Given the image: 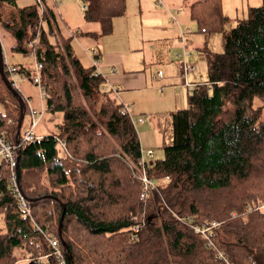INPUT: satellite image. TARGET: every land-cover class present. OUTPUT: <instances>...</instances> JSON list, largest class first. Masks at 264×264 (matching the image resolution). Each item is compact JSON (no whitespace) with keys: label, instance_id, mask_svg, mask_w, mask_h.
<instances>
[{"label":"trees","instance_id":"trees-1","mask_svg":"<svg viewBox=\"0 0 264 264\" xmlns=\"http://www.w3.org/2000/svg\"><path fill=\"white\" fill-rule=\"evenodd\" d=\"M80 2L82 18L99 25L89 36L111 32L125 8V0ZM189 16L201 32L219 31L222 49L204 52L206 78L170 113L161 157L147 160L128 107L82 65L52 7L0 0L11 52L41 65L44 106L62 116L56 132L21 140L22 97L0 76V134L16 144L14 184L29 208L20 213L1 162L0 264H14L19 247L31 255L26 264H42L37 256L58 264L49 238L65 264H264V0L229 28L220 0H191ZM141 168L150 179L143 198Z\"/></svg>","mask_w":264,"mask_h":264},{"label":"crops","instance_id":"crops-1","mask_svg":"<svg viewBox=\"0 0 264 264\" xmlns=\"http://www.w3.org/2000/svg\"><path fill=\"white\" fill-rule=\"evenodd\" d=\"M34 1L35 0H16L19 5H27L33 3ZM154 1L155 3L159 2L158 4L156 3V5L164 6L163 0ZM172 1L173 0H170V2ZM187 1L188 5L183 2L182 6H177L178 9L176 10H174V7H176L174 6V4H168L175 12L174 22H176L175 25L177 26L174 28V33L170 40H165L160 43L164 47V58L162 60V63H164L166 67L164 69L159 68L155 71V73H151V69L147 67L144 62H139V59L137 57L132 58L134 52L128 51L124 48L123 53L121 48L113 47L109 44H106V41L108 40L107 34H105L106 36L104 35L100 37L88 35V33L97 34L99 32V25L96 22L86 21L82 18L83 5L80 0H43L44 4L49 7H52V10L57 15V26L63 37H67L69 36V34H72V37L78 40L79 43H84L87 46L85 50H87L90 46H93L96 49V53L99 57V70L102 73V78L104 80L103 87L112 88V90H114L112 91V94L117 98L118 102H121L127 107L128 105L132 106V111L136 113L135 118L133 117L135 119V128L137 124H140L142 132H148L153 134V143L151 145H158V143L162 145V138L159 137L152 122L147 125L146 129H144V112L150 111L151 107H154L146 106L144 105V103L152 102L162 108L161 113L168 112V115H170L172 111L178 108L177 106H179L180 103H184L183 95H185L186 97L188 91L193 87V85L199 83L202 80V71L199 70V66L205 62L204 52L206 50L210 51L208 50V43L213 37V35H211L210 33L201 32L196 27V32L203 34V38L201 39L202 46H198L196 43H194V40L197 41V37L193 35L194 33H191L190 28H186V26L189 25L187 23L186 17L180 18V23H183V25H185V29H182V24H180L179 20L177 19V17L179 18V16L183 15L185 12L187 13V17L190 19L189 3L191 0ZM136 3L138 9L141 11L140 15L142 16L143 10L147 8L148 4L144 0H136ZM260 4L261 0H220V10L222 14H224V8L232 6V12L236 13L237 7L239 6L241 12H243L244 9L246 12L247 7L256 6ZM127 7L128 0H125L124 12L120 16L114 17L112 19L111 31L114 29L113 26H124L123 18L125 10L127 11ZM224 15L228 17L226 14ZM126 33L129 32L125 27L124 38ZM180 35L182 36V40ZM187 37L189 38L190 42V50L186 53ZM151 39L152 37L145 38V42L148 44ZM184 40L186 42L185 44L183 43ZM13 44V38L7 32L0 29V49L2 62H5L7 65L15 67L18 66L25 69V71H29L26 67L22 65L9 64L5 59V55L12 56V54H15V52H11V47ZM173 45H181L183 52L182 60L179 61L178 58L175 62L171 60L168 53V47H171ZM192 49L201 52V54H196L195 56H193L191 53ZM160 58H162L161 54L159 55V60L161 61ZM170 62H172L173 64L171 66H168ZM186 64L188 65V69L184 71L183 66ZM166 68H169V71ZM25 71H23L22 73L16 72L14 74L16 84L13 88L21 95L23 102L26 101V103H28V106L40 110L42 113L45 108V106L43 105L42 92L40 88L31 83L28 78L22 79ZM152 80L160 82L158 90L155 88V86H153ZM158 91L160 93H158ZM130 108L131 107H128L129 112L131 114ZM26 114L28 117L27 124H29L30 116L28 112L23 114L21 123ZM138 119H141V121H139ZM21 123L18 130L19 132ZM54 132H56V129ZM37 135L38 137H42L43 135L47 134ZM139 142L141 145V140H139ZM143 145L145 146V148L151 149L150 147H147L150 146V144Z\"/></svg>","mask_w":264,"mask_h":264},{"label":"rangeland","instance_id":"rangeland-1","mask_svg":"<svg viewBox=\"0 0 264 264\" xmlns=\"http://www.w3.org/2000/svg\"><path fill=\"white\" fill-rule=\"evenodd\" d=\"M127 1V0H126ZM148 5L147 8L143 10L142 16L140 15L141 11L137 7L136 0H128V7L127 11L125 10L124 13V26H113V29L111 32H109L108 40L106 41V44H109L113 47L121 48L122 52L124 53V48L128 51L134 52V55L132 58H138L139 62H144V64L151 69V73H155V71L159 68H165V64L162 63V60L164 58V47L160 44L161 42L167 40L169 41L174 33V28L177 26L175 25L176 22H174V15L175 12L168 4H174V10L178 9L177 6H182V3L185 2L186 5H188V1H182V0H173L170 2V0H163L164 6L156 5L154 0H144ZM260 1V0H259ZM240 7H237V12L234 13L233 7L229 6L227 8H224V14L228 16L230 19V23L226 24L224 28H229L230 26L234 25V22L237 18H244L245 17V9L243 12L240 11ZM127 13V14H126ZM171 13V14H169ZM186 17L187 23L189 24L186 26V28L191 29V33H194L195 37H197V41L194 40V43H196L198 46H202L201 39L203 38V34L196 32V25L187 17V13L185 12L183 15L177 17L180 23V18ZM182 24V29L185 27V25ZM97 25V24H95ZM127 28L129 33L125 34L124 38V28ZM185 29V28H184ZM213 35L211 40L208 43V50L211 52H219L222 49L221 44V36L220 32L216 31L214 33H210ZM219 34V35H218ZM104 36V35H103ZM106 36V35H105ZM152 37L151 41L147 44L145 42V38ZM187 40V49L186 53L190 50V42L189 38H186ZM179 41V40H178ZM159 43V44H157ZM185 44V40L183 41ZM73 51L75 55L79 58L80 62L84 66L90 65V60L86 56L84 50L87 48V46L84 43H79L78 40L75 38L71 41ZM181 44V43H180ZM168 53L172 61H176L178 58L179 61L183 59V52L181 45H173L171 47H168ZM191 53L193 56L196 54H201V52H198L195 49L191 50ZM161 54V61L159 60V55ZM4 56V53H3ZM157 56V59H156ZM5 59L9 64H17L22 65L26 67L30 73L33 72V58L31 55H22L20 53H15L10 55H5ZM205 63V62H204ZM199 66V70L202 71V78H206L207 73V67L205 63ZM4 64V63H3ZM173 63L170 62L168 66H171ZM187 65V64H186ZM188 66V65H187ZM184 67V66H183ZM169 71V68H166ZM160 72V71H158ZM22 79H27L25 75H23ZM157 80V79H156ZM152 80L153 86L158 90L160 82ZM16 84V79H15ZM104 89V88H103ZM108 89V88H105ZM104 91V90H103ZM112 91V90H111ZM114 93V92H113ZM158 93H160L158 91ZM128 95V94H127ZM110 96H114L111 92ZM117 100V98H116ZM183 101L185 102V95H183ZM25 111H22V116L26 112L29 113V109H34L35 111H39L33 107L28 106L25 102ZM44 105V101H43ZM144 105L146 106H154L151 107L150 111L144 112V129L147 128V125L152 122L155 130L157 131L159 137L162 138V144L163 143H169L170 142V118L168 115V112L161 113L162 108L155 105L152 102H145ZM185 103H180L177 107L184 106ZM128 107H131V114L132 117L135 118V114L132 111V106L128 105ZM1 109V105H0ZM156 110V111H155ZM158 114V115H157ZM155 115V116H152ZM61 113L60 112H49L44 108L42 113L39 115V117L36 120L35 126L33 128V133L35 135L37 134H50L55 131V125L61 121ZM27 114L24 116L21 127H20V133H22L25 129H27ZM133 118V120H135ZM137 128V134L139 137V140H141V146L143 151V157H145L147 160H155L161 157L162 150L159 148L161 144L158 143V145H151L153 143V134L148 132H142V129L140 127V124L136 125ZM38 136V135H37ZM143 144H150L151 150H152V157L148 158L146 153L149 148H145ZM4 168L8 170V176L10 178L11 171L4 165ZM4 229L3 222L1 221V215H0V231ZM14 254L16 255L17 259L14 264H26L27 261L31 258V255L26 251L25 248L19 247L14 251ZM40 256H37L35 259H39ZM41 259V258H40ZM47 258H45V261L42 262V264L47 263Z\"/></svg>","mask_w":264,"mask_h":264},{"label":"built area","instance_id":"built-area-1","mask_svg":"<svg viewBox=\"0 0 264 264\" xmlns=\"http://www.w3.org/2000/svg\"><path fill=\"white\" fill-rule=\"evenodd\" d=\"M39 4L40 1L36 0ZM157 4L159 2H156ZM181 40H182V36L180 35ZM86 56L89 58L90 60V64L93 67V74L94 75H100L103 76L102 73L99 70V57L96 53V49L93 46H90L87 50H84ZM4 65L6 64L5 62H3ZM41 67V65L39 63L34 62V66H33V72L31 75V80L30 82L33 83L34 85L39 87V76H38V70ZM4 69L6 70L7 74H8V82L10 83V86L13 88L15 87V78H14V74L16 73V69L14 66L11 65H7L4 66ZM188 69L187 65H184L183 70L186 71ZM105 89V87H103ZM112 90V88H109ZM41 90V89H40ZM114 91V90H112ZM124 109V108H123ZM126 110V108L124 109V111ZM41 114V111H35L34 109H29V116H30V121L29 124L27 125V129H25L22 133H21V140L23 141H30L33 139H37L40 138L38 136H36L33 133V128L35 126L36 120L39 117V115ZM139 121H141V119H138ZM16 144H13L7 140L4 139V137L0 134V163L3 162L4 165L11 171V176H10V180L12 182V192L16 194L17 197V202H18V208L19 211L22 215H29V208L27 205V202L25 199H23L20 195H18L17 190L15 188V184H14V179H15V157H16ZM147 155L149 157H151L152 155V151L151 150H147ZM139 164L142 165L143 161L139 160ZM139 180L141 183V191H140V198H143L146 194V191L148 190L147 187L150 184V179L146 176L143 168H141L140 172H139ZM216 225V222L212 221L209 224L204 225L201 228H195V231L198 232H206L210 227H213ZM136 227H133V229L135 230ZM51 247H52V255L56 258V261L58 264H65L64 259L62 257V254L60 252V249L58 248L55 240L53 238H49L48 239ZM41 258V259H40ZM46 256H41L39 257V259L43 262L45 261Z\"/></svg>","mask_w":264,"mask_h":264},{"label":"water","instance_id":"water-1","mask_svg":"<svg viewBox=\"0 0 264 264\" xmlns=\"http://www.w3.org/2000/svg\"><path fill=\"white\" fill-rule=\"evenodd\" d=\"M0 76H1V79L3 80L4 84L6 85L7 88H9L11 91H13L15 94H17L13 88L10 86V83L8 82V80L5 78L4 74H3V71H2V56H1V49H0ZM18 109H19V116H18V121H17V133H18V130H19V126H20V123H21V119H22V107H23V102L21 100V98L19 97L18 98ZM58 228H60V220L58 222ZM66 259L67 261L69 262L70 261V256L69 254H66Z\"/></svg>","mask_w":264,"mask_h":264}]
</instances>
